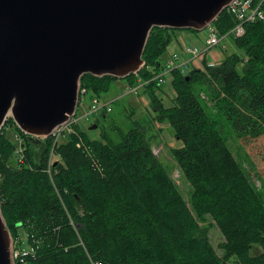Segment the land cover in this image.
<instances>
[{"label": "trees", "instance_id": "obj_1", "mask_svg": "<svg viewBox=\"0 0 264 264\" xmlns=\"http://www.w3.org/2000/svg\"><path fill=\"white\" fill-rule=\"evenodd\" d=\"M235 23L224 10L213 26L225 36ZM177 31L152 30L137 74H86L81 87L96 98L118 81L145 89L154 120L174 130L178 146L171 152L192 185L189 201L140 127L121 132L118 142L75 127L54 147L52 138L33 145L9 118L0 132V204L14 243L29 251L24 264H228L232 258L264 264L263 196L200 96L206 91L237 138H263L264 23L247 25L235 40L243 56L230 53L206 71L174 69L175 105L167 107L155 77ZM13 126L25 140L20 165L6 133ZM209 220L223 235V256L211 242Z\"/></svg>", "mask_w": 264, "mask_h": 264}, {"label": "water", "instance_id": "obj_2", "mask_svg": "<svg viewBox=\"0 0 264 264\" xmlns=\"http://www.w3.org/2000/svg\"><path fill=\"white\" fill-rule=\"evenodd\" d=\"M232 1L0 0V132L12 118L43 143L76 114L84 75L137 74L155 27L203 31ZM13 242L0 204V264Z\"/></svg>", "mask_w": 264, "mask_h": 264}, {"label": "rangeland", "instance_id": "obj_3", "mask_svg": "<svg viewBox=\"0 0 264 264\" xmlns=\"http://www.w3.org/2000/svg\"><path fill=\"white\" fill-rule=\"evenodd\" d=\"M203 31L208 33V28L204 29ZM215 31L217 32L216 29ZM226 38L228 39H223V40H226L227 42L234 45L233 46V50L235 47L234 52L243 56V52L238 48H236L235 39L229 36ZM223 40L221 42H223ZM221 42L217 47L221 45ZM206 47H207L206 45L204 49L199 47H186L185 53H187L190 56V59L184 62V64L178 66L177 64L180 58L178 54H174L178 56V60L175 61L174 66H170V62L174 56L173 55L170 61L167 63V67L163 70L162 73L168 72L169 75L172 73V76H174L172 72L174 69H179L180 67L182 68L188 67L189 64L191 65L196 60L199 61V63L200 62L202 63V66H204L202 70L205 71L207 66L209 67L218 66V64L216 65L215 63L206 62L204 60L205 53L211 50V49L207 50ZM188 48L191 49L197 48L202 52L198 57H195L191 53L189 54L187 52ZM239 69L242 70V67L240 66ZM157 81L155 80V82L159 86L158 94L163 99V103L167 107L174 106L175 91L173 90V92H171V90L169 89L168 91H165L166 94H162L160 92L161 87L163 86L168 87L170 78L166 83H163L162 85L158 84ZM141 90L143 91L142 93ZM144 92L145 95L148 97L146 101L148 104L142 101L141 97L145 96L143 95ZM195 92L199 94L200 88H196ZM200 96L202 98L203 104H205L204 106H206L210 115L219 122L221 133L226 139L229 148L234 154V157H236V159L242 164L243 168L246 169V172L252 181L251 183H253L256 186V188L260 191L264 199V136L262 139L254 140L252 142H247V143L244 140L237 138L233 128L230 127L229 125L230 123L226 121L222 117V115L217 114L211 100L208 98V95L206 94V91L201 92ZM94 100H97L98 103H100L99 107H103L107 105L109 108H111V111L108 112L106 109H102L97 113L88 114V108L90 104L93 103ZM76 117L78 123L73 126L74 132L72 133H75V127H77L79 131L83 133H87L93 139H98L99 137H101L102 134H105L112 141L118 142L121 139V135H120L121 132H128L129 130L136 127H140L141 129H143L146 133L147 139L150 141V143L153 146L154 153L162 161L163 165L165 166L171 178L175 181L176 185L178 186L179 190L181 191L186 201H189L193 191L192 185L184 177L182 171L175 162L171 152L173 148L178 146V141L175 139L174 136V130L170 125L164 123L161 124L156 122V120H154L155 115L153 116L149 94L146 93L145 89L143 90L142 86L128 87V85L123 81H118L116 84L113 85L110 91L104 93L99 98L93 97L91 93H88L86 94L85 97H83L82 102L79 105ZM94 124L97 125V129L91 130L90 128ZM6 133L8 139L16 145L15 163L16 165L17 164L20 165L18 162L20 155L17 153V150L18 148H20L19 150H23V152L25 153V140L18 135L19 133L14 126L8 127ZM68 135L69 134H67V136L61 142L66 140ZM55 146H57V144L54 145V147ZM207 224L209 225L211 224V232H210L211 242L214 245V247L217 249L218 254L220 256H223V251L219 247V245L224 240L223 235L220 232V230L211 222V220H209ZM21 237H22V243L23 245H25L26 236L24 232H22ZM14 247L16 248L17 251L27 250L25 249L24 246L20 247L19 245L13 242V250L15 251ZM27 256H20L18 259V263L24 264L25 257ZM228 264H237V263L235 259L232 258L228 262Z\"/></svg>", "mask_w": 264, "mask_h": 264}, {"label": "built area", "instance_id": "obj_4", "mask_svg": "<svg viewBox=\"0 0 264 264\" xmlns=\"http://www.w3.org/2000/svg\"><path fill=\"white\" fill-rule=\"evenodd\" d=\"M225 10L235 18L236 20L235 26L230 31V33L224 37L217 34L213 25L209 26L208 27L209 37L206 41L207 50L217 47L223 39H228L226 38L228 36L235 40L243 37L246 33V26L249 24H253L256 22L264 23V0H233L229 4V7H227ZM187 52L189 54L191 53L195 57H198L202 51H200L197 48L194 49L188 48ZM177 60H178V56L174 55L170 62V66H174L175 61ZM168 77H169V73L165 72L157 75L155 80L156 81L158 80L157 81L158 84L162 85L163 83H166L168 81L169 79ZM86 94H88V92L85 89H82V87L80 86L79 105L82 102L83 97L86 96ZM99 106L100 103H98L97 100H94L93 103L90 104L88 108V114L97 113L102 109H106L108 112L111 111V108H109L107 105L103 107H99ZM77 123H78L77 117L76 115H74L73 117H70V119L66 123L57 127L52 133L54 144L55 145L58 144L67 136V134L74 132L73 126ZM19 149L20 148H18L17 150V153L20 155L18 162L19 164H23L25 162V153L23 152V150H19ZM51 162H52V158L50 160V165ZM27 255H29L28 250L17 251L15 248V251L13 250L14 263L16 264V262H18L20 256H27Z\"/></svg>", "mask_w": 264, "mask_h": 264}, {"label": "crops", "instance_id": "obj_5", "mask_svg": "<svg viewBox=\"0 0 264 264\" xmlns=\"http://www.w3.org/2000/svg\"><path fill=\"white\" fill-rule=\"evenodd\" d=\"M209 35V30L208 33L207 32H200V31H193V30H180L177 32H174L172 34L173 36V40L171 45L168 47L167 53L165 54V56L161 59V63H162V68L165 69L167 67V63L170 61V59L172 58V56L174 54H178L180 60L178 61V65L184 64V62L188 61L190 59V56L185 53V48L186 47H199V48H203L206 45V40L208 38ZM233 44L227 42L226 40H224L223 42H221V45L217 48L211 49L210 51H207L205 53V61L206 62H211V63H215L216 65H220L222 64L226 57L228 55H230V53H235V47L233 50ZM204 66H202V63L199 61H194L191 65L189 64L188 67H180L179 69L187 74L189 73L191 70L193 69H202ZM170 78V82L168 84V87H161L160 88V92L162 94H166L165 91H168L169 89L171 90V92H173V87H172V82L174 79V76H172V73L169 75ZM143 91L141 90V93ZM145 95V92L144 94ZM142 101L146 102L147 101V96H143L141 97ZM146 104H148L146 102Z\"/></svg>", "mask_w": 264, "mask_h": 264}, {"label": "bare ground", "instance_id": "obj_6", "mask_svg": "<svg viewBox=\"0 0 264 264\" xmlns=\"http://www.w3.org/2000/svg\"><path fill=\"white\" fill-rule=\"evenodd\" d=\"M24 133V132H23ZM53 133V132H52ZM25 134V133H24ZM27 135V134H26ZM28 136V135H27ZM47 138H52V134L49 137L41 138L42 141H44ZM53 139V138H52ZM54 140V139H53ZM55 145V144H54Z\"/></svg>", "mask_w": 264, "mask_h": 264}]
</instances>
